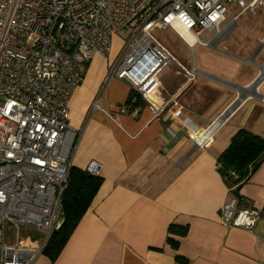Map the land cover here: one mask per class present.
Masks as SVG:
<instances>
[{
	"label": "crops",
	"instance_id": "obj_1",
	"mask_svg": "<svg viewBox=\"0 0 264 264\" xmlns=\"http://www.w3.org/2000/svg\"><path fill=\"white\" fill-rule=\"evenodd\" d=\"M218 28L191 47L196 59L182 58L197 68L194 81L170 61L151 83L174 96L157 117L143 99L126 103L133 89L110 75L111 53L91 58L68 103L71 161L98 162L102 183L56 258L33 264H264V160L237 195L217 165L236 130L264 138V9L231 5ZM191 127L211 129L207 145L194 143ZM234 195L261 210L250 230L221 220Z\"/></svg>",
	"mask_w": 264,
	"mask_h": 264
},
{
	"label": "built area",
	"instance_id": "obj_2",
	"mask_svg": "<svg viewBox=\"0 0 264 264\" xmlns=\"http://www.w3.org/2000/svg\"><path fill=\"white\" fill-rule=\"evenodd\" d=\"M234 4L241 12L264 9V0H0V264H33L56 226L77 134L68 103L91 58H108L113 37L134 27L110 75L129 83L157 117L174 98L151 86L159 72L173 61L192 82L198 70L173 55L155 30L171 28L190 47L207 44L202 39L220 32ZM210 135L209 127L189 132L201 147ZM85 170L99 176L102 167L91 161ZM261 214L235 195L220 208L225 225L247 230ZM21 227L43 231L42 240Z\"/></svg>",
	"mask_w": 264,
	"mask_h": 264
},
{
	"label": "trees",
	"instance_id": "obj_3",
	"mask_svg": "<svg viewBox=\"0 0 264 264\" xmlns=\"http://www.w3.org/2000/svg\"><path fill=\"white\" fill-rule=\"evenodd\" d=\"M126 103L131 106H141L142 97L135 90H131ZM264 160V138L240 128L232 135L228 146L217 158L218 170L229 187H235L233 193L248 180L252 172ZM236 174V177L232 175ZM102 177L94 176L76 166H71L68 183L62 194L60 204L61 225L52 230L42 254L54 260L66 243L72 230L84 215L96 195ZM170 230L181 235L186 233V228L171 226ZM184 261L182 258H178Z\"/></svg>",
	"mask_w": 264,
	"mask_h": 264
},
{
	"label": "rangeland",
	"instance_id": "obj_4",
	"mask_svg": "<svg viewBox=\"0 0 264 264\" xmlns=\"http://www.w3.org/2000/svg\"><path fill=\"white\" fill-rule=\"evenodd\" d=\"M134 32H135L134 27H128L126 29H123L119 34H117V36H115V38L113 39V49L110 54L112 59H114V57L118 55L119 50L123 45V43L128 41L129 38L134 34ZM155 35L182 63L185 62L183 59H188L189 61L192 60V57L196 59L197 46L192 50V48L189 47L184 42V40H182L178 36V34L175 33L171 28L155 30ZM169 63L172 64L173 62H169ZM19 231L22 234H27L31 236L33 239H38V240H42L44 235L43 231H38L35 229H25L23 227H21ZM7 238L8 240H11L12 238L11 229L9 228H7Z\"/></svg>",
	"mask_w": 264,
	"mask_h": 264
},
{
	"label": "water",
	"instance_id": "obj_5",
	"mask_svg": "<svg viewBox=\"0 0 264 264\" xmlns=\"http://www.w3.org/2000/svg\"><path fill=\"white\" fill-rule=\"evenodd\" d=\"M62 221L63 220L60 218V213H58V215H57V223H56V226H55L56 229L61 225Z\"/></svg>",
	"mask_w": 264,
	"mask_h": 264
}]
</instances>
